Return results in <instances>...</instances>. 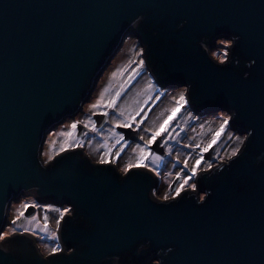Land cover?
I'll use <instances>...</instances> for the list:
<instances>
[{
    "label": "water",
    "instance_id": "obj_1",
    "mask_svg": "<svg viewBox=\"0 0 264 264\" xmlns=\"http://www.w3.org/2000/svg\"><path fill=\"white\" fill-rule=\"evenodd\" d=\"M237 29L241 46H230L231 64L218 72L225 65L211 49ZM131 35L158 86H191L194 114L221 113L235 103L240 119L231 129L239 136L245 128L260 130L259 69L247 84L238 77L250 70L248 57L264 48V0H0V232L11 203L31 192L39 203L72 208L58 244L61 256L72 255L69 245L79 253L59 264H264L259 135L233 167L228 161L203 170L197 191L184 190L183 199L161 201L153 196L154 171L119 174L117 164L100 165L85 148L45 165L48 135L82 111ZM93 120L101 127L107 116ZM116 131L125 141L140 140L136 130ZM213 148L204 161L212 160ZM154 151L163 155L158 145ZM221 166L228 170L221 173ZM0 258L4 264L53 259L28 233L0 240Z\"/></svg>",
    "mask_w": 264,
    "mask_h": 264
},
{
    "label": "rangeland",
    "instance_id": "obj_2",
    "mask_svg": "<svg viewBox=\"0 0 264 264\" xmlns=\"http://www.w3.org/2000/svg\"><path fill=\"white\" fill-rule=\"evenodd\" d=\"M221 40L218 39L216 45H213L211 49L217 59L218 57H223L224 52H228L230 49L228 41L225 40V43L222 45ZM141 49L142 47L138 44V40L132 35L124 41L120 52L114 62H111L105 73H103L93 92V96L84 104L82 111L75 117L69 118L57 126L48 135L46 160L48 155L54 158L57 156V153H61L60 147L65 140H75L76 143L73 148H85L96 163H98L101 156L108 154L106 159L110 160L109 164H117L119 174L124 173L122 169L126 164L135 161L139 155L137 145H144L145 140L159 126L163 118L168 114V110L174 105L173 97L184 89H163L158 86L145 66L143 70L138 67V61L142 58L139 55ZM121 72L122 74L113 76V73ZM130 76H135V79L129 80ZM149 82H151V88H149ZM122 85L124 91L117 101L116 109L101 108L98 111L91 109L90 105L99 99L100 94L105 88L114 93ZM140 108H143L144 111L136 117L133 129L137 131L139 139L143 136L144 140L140 139L138 142L125 141L124 139L119 140V137L113 134L119 133L116 131L117 122L126 120L129 113L134 114ZM103 111L109 113L108 120L104 125L98 127L94 123L93 116L101 114ZM121 112L124 113L123 116L120 115ZM188 113H191V115ZM223 114L221 112L208 116H197L187 105L172 122L169 132L165 136L158 138V142L151 146V151L156 156L162 158L149 162L150 167L154 169L157 181L162 182V187H159V191L153 195L154 197L163 200L165 195L169 197L173 196L174 191L171 190L174 182H177L175 184V188H177L183 182V174H191L189 169L195 163L196 157L205 153L203 152V148L210 142L213 133L219 127ZM89 118L93 124L85 127ZM73 122H77V130L78 126H82L87 131H84L82 135H78V131L76 130L73 137H66L63 133L72 131L71 124ZM119 134L122 136L121 133ZM237 136L239 135L231 129V126L226 128L225 133L213 145L212 160L201 161L197 177L207 168L209 163L214 167L219 166L222 162L226 163L229 161L226 157L237 147ZM117 140H119V143H117ZM157 145L162 149L163 155L154 151V146ZM117 152H119V157L116 156ZM185 161L188 163V168L184 166ZM48 163L50 162H45V165ZM197 177L193 181H190V183L194 182ZM187 189L192 190L186 185L184 190ZM25 204L29 205L28 209L23 207ZM31 205L37 206L31 207ZM64 207L67 206L39 203L31 193L22 194L11 203L6 218L8 227H4L2 232L8 233L7 236L15 233L34 234L45 255H49L50 249L59 245L58 240L52 238V233H57L58 231L56 218L59 216V212L52 209H62ZM21 212L24 215L20 216L17 223L13 225L12 221ZM46 213L49 218L47 231L45 230L44 223ZM69 214L71 212L66 216H69ZM26 229L27 231H25Z\"/></svg>",
    "mask_w": 264,
    "mask_h": 264
},
{
    "label": "snow or ice",
    "instance_id": "obj_3",
    "mask_svg": "<svg viewBox=\"0 0 264 264\" xmlns=\"http://www.w3.org/2000/svg\"><path fill=\"white\" fill-rule=\"evenodd\" d=\"M143 18H136L133 22L134 23H139ZM225 40L228 41L229 45L232 46L234 45V48H239L241 46V36L239 34V30L234 31L231 36H226L225 39L221 40V44L223 45L225 43ZM139 55L143 57L144 52L143 49H141ZM228 52L225 51L223 54V57H218L220 64L225 65L224 68H217L216 71L218 72H223L227 69L228 65L231 64V60L228 59ZM250 63H249V71L247 73H242L238 77V81L241 84H247L250 77L253 76V69H256L258 67L259 69V82L262 86V92H264V48H262L259 52L258 55H252L248 57ZM145 66V59L141 58L138 61V67L143 70ZM121 73H113V76H116ZM138 75V73H137ZM135 79V76H130L129 80ZM151 82H149V88H151ZM190 85L186 86L183 90L179 91L178 94L173 97L174 100V105L168 110V114L163 118L161 123L159 124L158 127L155 128L151 132V135L145 140L144 145H137V149L139 150V155L135 159L134 162H130L124 166L122 171L124 173H130L133 171V169H136L137 172L139 170H148V171H154L150 167V161H155V160H160L162 159L159 156H156L152 151H151V146L153 144H156L158 142V138L165 136L170 128L172 127V122L177 118V115L187 106L189 105L190 101L195 99L194 93L190 91ZM124 91L123 85L121 86L120 89L116 90L114 93H111L108 88H105L104 91L100 94L99 99L90 105L92 110H99L101 108H106V109H116L117 107V101L120 99L122 92ZM144 109L140 108L138 109L134 114L129 113L128 117L126 120L123 121H118L117 122V127L120 128H125V129H133V123L136 122V117L140 115L141 112H143ZM223 111V118L220 120L219 127L215 130V132L212 135V138L210 142L203 148V152H208L209 149L213 147L217 143V141L221 138L222 134L225 133L226 128H228L230 125L235 124L236 121L240 119V110L235 106V103L233 106H228L225 105V107L222 109ZM104 116H108L109 113L107 111H103L101 113ZM191 115V113H188ZM121 116L124 115L123 112L120 113ZM261 127L260 130L258 131L255 126L249 128H245L244 135L237 136L236 140L238 141L237 147L232 150L230 154L226 157L227 160L231 161V163L228 165V168L233 167L235 164L239 162V159L242 158L245 154V152L248 149V146L252 144L257 136L259 135L262 138V142H264V114H262L261 117ZM93 122L89 118L88 123L85 124V127H88L89 125H92ZM137 127H138V122H137ZM71 129L72 131L63 133L66 137H73L74 133L77 130V122H73L71 124ZM135 130V129H133ZM114 135L119 137V140H123V136H120L119 133H113ZM141 140H144V137H140ZM119 140H117V143H119ZM75 140H65V142L61 145L60 147V152H65L68 149L73 148L75 145ZM241 146H243L244 151H241ZM197 147H199L197 145ZM59 154V153H57ZM108 154H105V156H101L98 160V163L100 165H107L110 163V160L106 159V156ZM116 156L119 157V152L116 153ZM237 159H233V158ZM203 155H199L195 159V163L191 166L189 169L190 175L187 173L183 174V182L179 184L177 188L174 189V194L171 197L172 199H183L182 193L185 189V186H189L193 192L197 191V184L190 181H193L195 177L198 175V170L201 165V161L203 160ZM53 159V156L48 155L46 162H51ZM223 164V162H222ZM185 168H188V163L185 161L184 163ZM213 165L211 163L208 164L207 168L204 169L205 171H210L212 169ZM228 169L223 168L221 166V173L223 171H227ZM128 179H132L131 176H128ZM127 181H125L126 183ZM262 182H264V174H262ZM155 194V193H154ZM165 201H168L170 197L168 195H165L163 197ZM37 205H31V207H36ZM171 207L172 205H168ZM25 209L29 208V205L25 204L23 206ZM51 207V206H49ZM201 208L207 207V201L204 202V204L200 205ZM53 211L59 212V216L56 218V226L57 230L60 229V226L63 223H68L69 221L66 220V215L70 212H72V208L64 207L62 209H52ZM24 213L21 212L16 219L12 221V224L15 225L17 223V220L20 218V216H23ZM34 218V217H33ZM48 215L47 213L44 216V223H45V230L47 231V226H48ZM27 231V229L25 230ZM8 233L0 232V240H5L6 236ZM52 238L54 239H59L60 237L57 235V233H52ZM12 241H9L11 243ZM69 249H71L72 255L68 257L61 256L60 254L64 252V248L60 247L57 245L56 247H53L50 249L49 255L53 257V259H49L47 261H42L41 264H59V261L67 259L68 261H72L76 255H78L79 250L74 248L73 246L69 245ZM171 252L172 250L169 249ZM0 264H4L3 258H0Z\"/></svg>",
    "mask_w": 264,
    "mask_h": 264
},
{
    "label": "flooded vegetation",
    "instance_id": "obj_4",
    "mask_svg": "<svg viewBox=\"0 0 264 264\" xmlns=\"http://www.w3.org/2000/svg\"><path fill=\"white\" fill-rule=\"evenodd\" d=\"M107 120H108V116H107ZM104 125V124H103ZM177 183V182H176ZM175 182H174V185H173V189L171 190V191H174V189H175V184H176ZM159 187H160V181L158 182V186H157V189L153 192V195H154V193L156 194V193H158V191H159ZM172 198L170 197V199L169 200H171ZM161 201H165L164 199L163 200H161Z\"/></svg>",
    "mask_w": 264,
    "mask_h": 264
},
{
    "label": "bare ground",
    "instance_id": "obj_5",
    "mask_svg": "<svg viewBox=\"0 0 264 264\" xmlns=\"http://www.w3.org/2000/svg\"><path fill=\"white\" fill-rule=\"evenodd\" d=\"M31 193V192H30Z\"/></svg>",
    "mask_w": 264,
    "mask_h": 264
}]
</instances>
